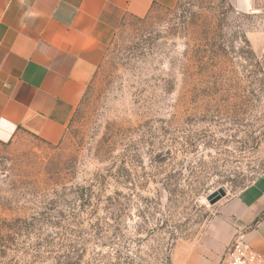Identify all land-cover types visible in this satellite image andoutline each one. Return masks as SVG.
Instances as JSON below:
<instances>
[{
    "label": "rangeland",
    "instance_id": "rangeland-1",
    "mask_svg": "<svg viewBox=\"0 0 264 264\" xmlns=\"http://www.w3.org/2000/svg\"><path fill=\"white\" fill-rule=\"evenodd\" d=\"M263 174L264 2L154 6L115 31L58 143H0V264H196Z\"/></svg>",
    "mask_w": 264,
    "mask_h": 264
},
{
    "label": "crops",
    "instance_id": "crops-1",
    "mask_svg": "<svg viewBox=\"0 0 264 264\" xmlns=\"http://www.w3.org/2000/svg\"><path fill=\"white\" fill-rule=\"evenodd\" d=\"M178 1L0 0V143L19 131L58 143L115 31ZM255 1L229 0L237 12ZM241 233L264 260V174L212 217L195 255L223 264Z\"/></svg>",
    "mask_w": 264,
    "mask_h": 264
},
{
    "label": "built area",
    "instance_id": "built-area-1",
    "mask_svg": "<svg viewBox=\"0 0 264 264\" xmlns=\"http://www.w3.org/2000/svg\"><path fill=\"white\" fill-rule=\"evenodd\" d=\"M223 264H264V260L249 246L241 233L233 241Z\"/></svg>",
    "mask_w": 264,
    "mask_h": 264
},
{
    "label": "trees",
    "instance_id": "trees-1",
    "mask_svg": "<svg viewBox=\"0 0 264 264\" xmlns=\"http://www.w3.org/2000/svg\"><path fill=\"white\" fill-rule=\"evenodd\" d=\"M199 59L202 60L203 56H199ZM182 67L185 70L188 68L187 60L183 63ZM92 186L91 185H88V186H84V185L81 186L80 185V186H76V188H75L74 194H75L76 198L80 201V203L83 207L88 206L90 204L91 200L94 198L95 193L92 189ZM108 200L111 201V198L108 197ZM2 238H4V237H0V240ZM35 253H37V252H35ZM5 255H6L5 251L0 252V256H5ZM77 256H78L77 254H76V257L66 256V257H64L63 261L59 262L58 264H77V262L75 260V259H78Z\"/></svg>",
    "mask_w": 264,
    "mask_h": 264
},
{
    "label": "water",
    "instance_id": "water-1",
    "mask_svg": "<svg viewBox=\"0 0 264 264\" xmlns=\"http://www.w3.org/2000/svg\"><path fill=\"white\" fill-rule=\"evenodd\" d=\"M216 201L214 199H211V204L215 203Z\"/></svg>",
    "mask_w": 264,
    "mask_h": 264
}]
</instances>
